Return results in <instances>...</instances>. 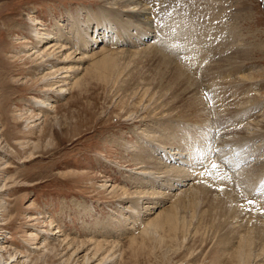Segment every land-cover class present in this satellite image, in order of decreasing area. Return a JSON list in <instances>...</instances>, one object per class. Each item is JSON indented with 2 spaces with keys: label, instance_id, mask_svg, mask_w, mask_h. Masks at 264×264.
Masks as SVG:
<instances>
[{
  "label": "rangeland",
  "instance_id": "374dc122",
  "mask_svg": "<svg viewBox=\"0 0 264 264\" xmlns=\"http://www.w3.org/2000/svg\"><path fill=\"white\" fill-rule=\"evenodd\" d=\"M146 1L150 3L148 12H152L155 25L153 32L145 30L153 37L143 42L151 46L124 44L128 50L117 53L118 47H123L108 43L109 34L97 37L96 31L101 30L104 22L92 21L86 12L87 8L108 9L102 0H0V187L5 185L0 200L6 202L0 203V225L5 229L0 232V241L7 240L22 253L23 259L32 257L31 264H68L57 244H53L51 253H46L47 258L24 256L30 245L39 241V230L46 234L58 227L65 230L69 240H75L73 247L81 248L79 260L69 264H83L86 252L90 256L95 254L94 262L107 253L110 258L115 254V264H239L234 249L239 234L248 233L253 239V254L246 264H264V224L257 221L264 219V199L260 196L264 186V135L250 136L245 129L240 134L244 139L226 141L222 133L224 124L232 121L233 127H237L236 121L246 113L255 114L264 108V0ZM28 14L44 20L49 29L54 27L55 17L71 30L68 35L75 50L73 55L66 51L70 61L65 64H75L79 69L70 78L73 91L56 98L57 110L38 120L34 117L35 122L32 119L26 128L28 111L35 110L30 99L43 96V84L37 82L40 74H33L38 68L36 60L27 62L19 57L24 53L17 55L25 38L31 39L24 31ZM70 16L77 18L78 23ZM87 26L91 28V38H97L89 42L88 49H83L86 46L81 44L82 38L74 40L71 35ZM79 46L82 47L77 49ZM101 46L106 53H100ZM81 52L91 57L75 61ZM104 54L117 64L111 73L109 68L99 69L96 65ZM188 55L193 56L192 60ZM213 82L224 86L214 93L210 91ZM225 102L235 105L226 110ZM164 115L168 119L160 124ZM142 116L146 119H140ZM33 123L37 126L32 127ZM238 127L242 132L243 127ZM145 131L150 133L152 142L139 143ZM123 140L135 149L121 148L118 143ZM260 140L262 145L255 146V141L260 144ZM153 141L170 147L172 152L183 148L184 153L191 154L189 163L203 171L195 172L197 180L183 182L197 181L198 194L193 197L188 193L179 198L178 213L185 215L190 229L165 224L171 202L161 201L157 195L150 200L157 202V208L144 210L148 200L143 199L139 210L145 214L141 212L144 215L136 226L130 227L134 218L129 214L124 220L119 218V206L129 205L127 198L133 197L137 189L129 182L135 181L136 173L128 168L142 170L128 157L144 164L150 158L164 166L179 164L170 160L169 155L164 156ZM138 145L147 151H141ZM245 145L250 149L248 153H243ZM242 154L245 160L241 159ZM32 157L35 158L30 160ZM214 163L218 167L213 168ZM255 168L258 174L249 175V182L246 174ZM160 170L156 177L163 176L158 173ZM234 173L237 179H233ZM239 173L245 178L241 179ZM205 182L208 185L202 188L199 184ZM177 183L171 191L179 192L178 188L184 186ZM165 189L152 185L146 190ZM193 198L196 199L191 202ZM227 198L234 201L233 206L229 207ZM250 200L253 202L249 203ZM235 206L243 209L245 216H251L244 224L234 222ZM46 210L55 225L49 227L50 220L43 225L29 220V216L41 215ZM112 218L118 221H111ZM155 219L162 224L161 228L141 226L144 221ZM156 228L160 229L143 235ZM27 231L34 236L24 235ZM94 241L101 242L97 252L91 244Z\"/></svg>",
  "mask_w": 264,
  "mask_h": 264
},
{
  "label": "bare ground",
  "instance_id": "6f19581e",
  "mask_svg": "<svg viewBox=\"0 0 264 264\" xmlns=\"http://www.w3.org/2000/svg\"><path fill=\"white\" fill-rule=\"evenodd\" d=\"M102 3H104L106 6L105 8H108L109 10L103 9V8H100L99 11L93 10V8H87V10H86L88 15H90V17H92V21H94V22L96 21L97 23H100V22L103 23L104 22L101 30L98 29L96 31L97 37L99 35L104 36V35L109 34L110 37H109V39L106 40L108 43H116V45L123 47V48L118 47L119 51L117 53H124L125 50H128V47L125 48L124 44L128 45L129 47L140 46L142 44H149V42L144 43L143 41L145 39L149 38V36L153 37L152 35H149V33L145 32V30H147V32H148V29L150 30V33L153 32L151 30V28H153V26L155 25V21L153 22V19L150 15L152 12L151 13L148 12V10L150 9V3H148L146 0H102ZM99 12L101 13L100 16L97 15ZM105 12H108V16H104ZM155 16L159 17L158 14H156ZM26 17H27L26 18L27 21H26L25 26H24V31L26 32V34L31 39L25 38V40H24V41H26L25 45H24L23 49L17 53V55L24 53L23 56H19V57H24V59L27 60V62H34L36 60L35 61L36 66H38V68L34 69V73L33 72H31V73H33L36 76L40 74L39 78H37L38 79L37 82L39 81L41 84H43L41 86L42 87L41 89H42V95L44 96V97L43 96L42 97L33 96L30 99V101H29L30 106L33 107L35 110H33L32 112L28 111L30 113V115H29L28 119L26 120L25 126L27 128L28 126H30L32 119H33V122H35L36 119L37 120L40 119L41 117H43L48 112H55L57 110V105L55 103V101L57 100L56 98L59 96H64L67 93H70V91L73 88L71 80H70V78L72 76V72L77 71L79 68L76 67L75 64L72 66H70V64H65L66 61H70L69 56H68L69 52L71 51L70 54L73 55L74 50H75L74 46H73L74 43H71L72 39L68 35V33L71 30L69 31L67 26L61 25V23L54 17L53 22L55 25L53 28L49 29L48 26L45 24V21L42 19H40V20L37 19V16L35 14H28ZM70 19H72V21H74V23H78V21H79L77 18H74V16L73 17L70 16ZM67 23H69V22H67ZM156 24H157V22H156ZM86 25H89V24L87 23ZM79 29H78V31L73 32V35H71V36L74 38V40L76 38L81 37L82 38L81 44L86 46L83 49H88L89 42L95 41L97 37L92 36V38H91V36L89 34V30L91 29L90 26H87V28L83 27L80 30ZM132 36H134V39L132 38ZM127 38H129V39H127ZM145 46H147V45H145ZM149 46H151V45L149 44L148 47ZM80 47H82V46L77 47V49H79ZM148 47H146V48H148ZM101 48H102V50L106 49V48H103V46H101ZM66 51H69V52L67 53ZM129 51L132 52L131 50H129ZM100 53H106V51L103 50ZM85 57H87L89 59L91 57V55L81 52V56H79L77 59H75V61H77V62L83 61L85 59ZM188 57L190 58V60H192V58H193V56L190 57V55H188ZM96 63H97L96 65L99 69H107L108 70V68H109V70H108L109 72L113 71L114 69L117 68V64L114 63L111 56H108V54H104L103 58L101 60H98ZM81 69H82V67H81ZM222 85L217 84L216 82L215 83L213 82L210 85V91L215 93L216 91H218V89L223 88L224 85L223 86ZM229 85H231V84H229ZM227 89L228 88H226V90ZM209 96H210V94H209ZM247 97H250V96H248V94H247ZM247 97H246V99H247ZM249 100H252V99L250 98ZM253 102H254V100H253ZM247 103H249V102H247ZM233 104L235 105V103H233V102L232 103L225 102V103H223V106H224V108L226 107V110H228L227 107H229ZM240 104H242V102ZM252 104H254V103H252ZM256 104H258V103H256ZM242 105H244V104H242ZM229 108H231V107H229ZM34 117H36V119ZM140 119H146V118H145V116H142ZM165 119H168V118L165 115L162 116L160 124L162 123V120H165ZM191 119H193V118H191ZM186 120H187V122L190 121L189 119H186ZM231 122L229 124H226V126L224 124L225 130H223L224 132L221 131L223 133V136L225 137L226 141H234V140L239 141L240 139L243 138V136H241L240 134H242L243 131H245V129L248 132H250L249 133L250 136L251 135L258 136V137L263 136L264 135V108L255 114H253V112H251V111L249 113H246V115H244L243 118L241 117L240 120L236 121V123H238V125L236 124L237 127H235V125L233 127ZM142 125H143V123H142ZM142 125H141V127H142ZM36 126H37V123H33L32 127H36ZM238 126L243 127V130H241L242 132L237 130L239 128ZM222 129H223V127H222ZM249 130H251V131H249ZM148 131H149V129H148ZM148 131L147 132L145 131L144 133H142L143 136L138 140L139 143H141V142L143 143L144 140L148 141V142H152L151 141V135ZM218 135H219V133H218ZM173 136H174V138H176L177 137L176 133H174ZM247 136H248V134H247ZM166 138L167 137H164L162 139H166ZM171 138H172V136H171ZM222 139H223V137H222ZM263 141L260 140V144H259V142L255 141L256 143H254V144H255V146H261ZM153 142H154L153 143L154 146H157L158 148L162 149V151L164 152L163 153L164 156L169 155L168 157H170V160L171 159H172V161H173V159L175 161L177 160L178 161L177 163H179V164H178V166H173L171 164H165V166H164V164L162 162L155 161V160L150 158V159L144 160L148 164H150V165H148V164H144L142 162L136 161L133 157H128V158H130V160H132L133 164H137L138 167L142 168V170L136 171L135 169L128 168L129 170H134L136 173V178L138 177L137 179L135 178V181L129 180V182L133 183L135 185V187H137V189L134 190L135 194L133 197H131L132 195H130L129 198H127L128 200L131 201L129 205H120L119 206V207H122V208H118V211L120 212L119 218L124 220L126 215L129 214L131 218H134L132 220V225L130 226V227H133L135 224H138L137 221L140 220L143 217V215L145 214L143 211L139 210L141 208L140 204L145 203L144 207H143L144 210L150 209V208L152 209L155 207L157 208V206L154 205L157 202H153L150 200H154L158 196L161 199V201L167 200V201L171 202V204L169 205V207H171V210H169L167 213L165 224H170L173 228H176V229L179 226H181L182 229H186V230L190 229V224L186 220H184L185 215L182 216L180 213H178L179 208L181 206V203H179L181 200L179 198L183 197V196H188V193H192L193 197L198 194V191L200 189H199L198 184L196 185L197 181L196 182L193 181L192 184H191V182H190V184L183 183V182H185L188 179H196L197 176H195V172L200 173V171L202 169L201 170L196 169V166L193 165V163L192 164L189 163L191 161V154L184 153L183 148L180 150V148L178 147L179 151H177V152L173 151L172 152L170 150V147H166L162 143L157 144V143H155V141H153ZM226 143H228V142H226ZM118 144H120L121 148H123V149H129V148L133 149V150L135 149L133 145H131L130 143H128L125 140H123L122 142H119ZM222 144H224V143L222 142ZM222 144H220L219 146H222ZM232 144H234V142H232ZM186 145H188V143H186ZM138 146L140 147L141 151H144V152L147 151V150H144L143 146H140V145H138ZM225 146H226V144H225ZM240 147H239V149H240ZM176 148H177V146H176ZM248 148H249L248 145L243 146V151H244L243 153H248V151L250 150V149L248 150ZM153 149H155V148H153ZM218 151L219 150H217V152ZM261 154H263V153H261ZM30 156H33V155L31 154ZM220 156H218V157H220ZM256 156H257V154H256ZM33 158H35V157L30 158V160ZM241 159L245 160L244 154L241 155ZM30 160H28V161H30ZM224 160H226V159H224ZM23 161H26V160H23ZM220 161H222V160H220ZM218 162H217V164H218ZM254 162H252V163H254ZM125 164H127V163H125ZM230 164H231V162H230ZM199 166H200V164H199ZM145 167H150V169L144 170ZM159 168L161 170L158 173L163 174V176L158 175L159 177H156L157 171ZM204 168H205V166H204ZM206 168L208 169V166ZM234 168H235V166H234ZM207 169H204V170L208 172ZM221 170H222L221 172H223V169H221ZM257 170H258V168L257 169L255 168L254 170H251L247 174L245 173L246 178L249 175L251 176V175L258 174V173H256ZM233 171H235V170H233ZM201 172L203 173V171H201ZM216 172H217V170L215 171V173ZM204 174H206V173L204 172ZM223 175H226V173ZM229 175H231V174H229ZM233 175H235V177L233 178L231 176V179L232 178L235 179L237 176L235 173ZM239 175H240L241 179L245 176L244 175L242 177L241 173H239ZM216 176L217 175H214L213 177H216ZM206 177H208V176L206 175ZM249 177H248V179H249ZM228 178H230V177H228ZM251 178H253V177H251ZM215 180H216V178H215ZM238 180H240L239 177H238ZM179 181L185 187L183 186L182 188L181 187L178 188L179 192L171 191V190H175L177 188V185H178L177 182H179ZM210 182L212 184V181H210ZM242 182H244V181L241 180V183ZM249 182H250V179H249ZM229 183L231 184L232 182L230 181ZM233 184H235V183H233ZM108 185L111 186V184H102V187H105ZM152 185H153V187L154 186H157V187L162 186V189H164V187L166 189L164 191H158V192H156L154 190H146L147 187H151ZM199 185L202 188L203 187L205 188V187H207L208 184L206 185V182H205V184L201 183ZM217 185H218V183H217ZM221 185H223L224 187L223 186L222 187L225 188V184L222 183ZM4 187H5V185L0 187V192L3 191L2 189ZM113 187H115V186H113ZM142 187H145L146 189L144 190ZM232 187H234V186H232ZM227 188H229V190L233 189V188H230L229 186ZM125 191H127V190H125ZM229 192H231V191H229ZM263 192H264V186L261 188L262 195H263ZM247 193H249V192H247ZM254 194H255V192H254ZM189 195H191V194H189ZM262 195H260L261 200L264 199V195L263 196ZM132 199H135V200H132ZM143 199H147L148 201L143 203ZM195 199L196 198H193L191 200V202H194ZM0 201H1L0 202L1 204L6 203L2 199ZM225 201L229 203V207L233 206L234 201L232 199H228ZM240 203H242V202H240ZM123 210H124V212H123ZM242 210L240 208H238V206H235L234 212L236 213L235 214L236 218H235L234 222H237L238 223L237 225L244 224L248 220V218L251 217V216H245V214L243 213ZM141 212H143L144 214L142 213L143 214L142 215ZM29 217H30L29 220H32L34 222L36 221L40 225L47 224L48 220H50V222L48 223L49 227L55 225L54 221L52 219H50V214L47 210L44 211L43 213H41V215H37V216L31 215ZM112 219L113 220H111V221H114V222L118 221V220H116V218H112ZM257 221L259 223L264 224V219H261V220L259 219ZM121 223L123 224L124 222L121 221ZM146 224H150L154 227L162 226V224H159L158 219L150 220L147 223L144 221V225L141 224L143 229L146 227ZM1 225H3V224H1ZM1 225H0V232L5 231V229L3 227H1ZM150 228H151V226H150ZM160 228H156L153 231L148 230L145 233H143V235H150L152 233H155ZM170 228L171 227H169V229ZM173 228H171V229H173ZM63 230L58 227L55 230L50 231L51 236H49V234H50L49 232H46V234H43L45 231L43 229L39 230L38 234H36L37 238H39V241L33 242L34 244L30 245V247L28 248L29 250H27V252L24 256L27 257L30 255H34V256L40 257V259H42L44 256H45V258H47L48 254H46V253H51L54 249L51 247L53 246V244H57L60 253L64 252L63 255L67 256L64 259V261H67L68 264L78 261L79 259L77 257L79 255V249H81V248H80V246H77V247L74 246L73 247L72 245L76 244L75 240H71V239L69 240L68 236L65 234L66 233L65 230H64V232H63ZM24 235H26L28 237L34 236V234L31 233V231H27L26 234H24ZM91 244L94 245V247L96 248V252L99 249V247H101V242H98V241H94ZM252 245H253V239L250 237V235L248 233H245V234L240 233L239 234L238 244H237L236 248L234 249L235 255L233 254L236 258H238L239 264H246L248 262L250 255L253 254V253H251ZM10 249H13V251ZM20 254H22V253H19L18 250H16L14 247L12 248L11 245L9 243H7V240L3 239L2 241H0V264H31L32 263V261H33L32 257H27L26 259H23V256H20ZM94 256H95V254L93 256H90L89 253L86 252L83 255V257H84L83 258V264H115V259L117 257L114 254L113 256L111 255V258H110V254L107 253L106 256L102 257L101 259L98 258L99 260H97V262H94V261H96V260H92V259H95V258H92ZM44 259H43V262L45 261Z\"/></svg>",
  "mask_w": 264,
  "mask_h": 264
},
{
  "label": "snow or ice",
  "instance_id": "6c2138e0",
  "mask_svg": "<svg viewBox=\"0 0 264 264\" xmlns=\"http://www.w3.org/2000/svg\"><path fill=\"white\" fill-rule=\"evenodd\" d=\"M212 167H213V168H216V167H218V165L214 163V164L212 165ZM252 202H253V201H251V200L249 201V203H252Z\"/></svg>",
  "mask_w": 264,
  "mask_h": 264
}]
</instances>
